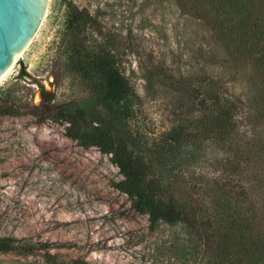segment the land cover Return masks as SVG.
<instances>
[{"label": "rangeland", "instance_id": "obj_1", "mask_svg": "<svg viewBox=\"0 0 264 264\" xmlns=\"http://www.w3.org/2000/svg\"><path fill=\"white\" fill-rule=\"evenodd\" d=\"M67 1L87 9L121 47V71L139 96L134 130L152 144H170L171 130L189 124L186 115L193 113L189 118L197 119L211 108L210 101L205 108L199 105L205 97L197 91L189 97L167 86H149L145 69L152 64L168 68L175 78L195 75L187 78L192 87L206 69L223 81L225 95L244 100L241 113L251 130L247 115H255V109L250 71L220 59L212 67V56L224 57L223 50L210 28L185 14L177 0ZM66 20V0H49L30 45L0 78V100L11 93L20 109L16 115H0V239L32 248L27 256L0 253V264L78 259L92 264H220L208 238L198 237L185 223L159 221L151 227L149 214L138 211L120 189L124 175L112 155L82 146L67 136V122L54 119L56 106L91 94L89 84L68 65ZM23 71L28 76L22 77ZM240 139L252 138L244 134ZM246 147L244 154L249 153ZM224 150L209 146L192 154L186 148L178 152L181 158L166 153L164 179L177 189L185 184L193 188V204L198 198L203 201L199 214L205 222L209 211L221 213L210 199L216 182L231 174V154ZM219 217L218 229L229 221L225 213Z\"/></svg>", "mask_w": 264, "mask_h": 264}, {"label": "trees", "instance_id": "obj_2", "mask_svg": "<svg viewBox=\"0 0 264 264\" xmlns=\"http://www.w3.org/2000/svg\"><path fill=\"white\" fill-rule=\"evenodd\" d=\"M177 3L185 14L202 20L210 28L223 50L224 57L212 56V67L220 59L222 63L230 62L235 68L250 71L249 85L253 91L250 102L255 109V115H247L251 130L241 113L244 100L235 94L225 95L223 81L206 69L197 74L198 85L192 87L189 79L195 75L175 78L168 68L152 64L145 69L149 86H167L189 97L192 91H197L205 97L199 100L202 108L209 101L211 104L208 112H200L197 119L189 118L193 113L186 115L189 124L171 130L170 144H152L134 130L139 96L121 71V47L114 45L113 37L87 9L67 0L68 65L89 84L91 94L85 99L59 104L52 114L57 121L68 123V137L84 147H98L102 153L112 155L113 163L124 175L120 189L130 196L138 211L149 214L151 227L159 221L185 223L198 237L208 238L206 242L220 264H264V0H177ZM21 76L28 74L23 71ZM19 113L16 98L11 93L5 94L0 100V115ZM244 134L251 141L242 143L240 135ZM245 145L249 148L247 154L243 153ZM209 146L221 147L231 154V174L223 182H216L217 192L210 199L221 213L215 210L210 214L207 209L205 222L199 214L203 201L198 198L193 204V188L185 184L177 189L164 179L162 170L167 152L178 156V152L189 148L192 154H200ZM217 213L229 216L228 223H222L224 227L219 229ZM12 252L27 256L32 248L11 238H1L0 253ZM52 264L92 263L78 259Z\"/></svg>", "mask_w": 264, "mask_h": 264}, {"label": "water", "instance_id": "obj_3", "mask_svg": "<svg viewBox=\"0 0 264 264\" xmlns=\"http://www.w3.org/2000/svg\"><path fill=\"white\" fill-rule=\"evenodd\" d=\"M49 0H0V78L31 43Z\"/></svg>", "mask_w": 264, "mask_h": 264}, {"label": "bare ground", "instance_id": "obj_4", "mask_svg": "<svg viewBox=\"0 0 264 264\" xmlns=\"http://www.w3.org/2000/svg\"><path fill=\"white\" fill-rule=\"evenodd\" d=\"M26 49H27V48H26ZM26 49H25V50H26ZM25 50H24V51H25ZM24 51H23V52H24ZM23 52H21V53L17 56V58L13 61L12 65H11L10 68L5 72V74H7L8 72H10V70L12 69L14 63H15V62L17 61V59L22 55ZM5 74H4V75H5ZM4 75H3V76H4ZM3 76H2V77H3Z\"/></svg>", "mask_w": 264, "mask_h": 264}]
</instances>
